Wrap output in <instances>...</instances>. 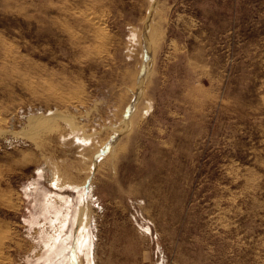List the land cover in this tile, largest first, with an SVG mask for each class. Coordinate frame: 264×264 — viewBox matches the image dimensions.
I'll use <instances>...</instances> for the list:
<instances>
[{
	"label": "rangeland",
	"instance_id": "1",
	"mask_svg": "<svg viewBox=\"0 0 264 264\" xmlns=\"http://www.w3.org/2000/svg\"><path fill=\"white\" fill-rule=\"evenodd\" d=\"M0 119L2 264H264V0H0Z\"/></svg>",
	"mask_w": 264,
	"mask_h": 264
},
{
	"label": "bare ground",
	"instance_id": "2",
	"mask_svg": "<svg viewBox=\"0 0 264 264\" xmlns=\"http://www.w3.org/2000/svg\"><path fill=\"white\" fill-rule=\"evenodd\" d=\"M153 6H154V4H153ZM151 11V10H150ZM150 13V12H149ZM149 22V21H148ZM148 25H149V23H148ZM147 28V27H146ZM148 29V28H147ZM153 32V31H152ZM147 33H148V30H147ZM154 34V33H153ZM153 35L151 34V31H150V33L148 34V38L146 39V42H148V44H150V45H152V48H154V46H155V41L153 40V37H152ZM149 63H150V59H148L147 60V62H146V66L144 67V69H143V73H142V77L139 79V81H141V82H143V80H144V77L146 78V75L148 74V69H149ZM151 64V63H150ZM139 87V86H138ZM139 91H137V93H138ZM135 94V93H134ZM133 104H135V103H133ZM133 108H134V105H133ZM130 115V114H129ZM51 120V122H52V119H50ZM3 121L0 119V125H1V123H2ZM50 122V123H51ZM4 123V122H3ZM46 123V122H45ZM44 123V121H43V119L42 120H39V121H37L36 123H35V125L33 126L35 129H33L34 131L33 132H36V135H38V132L39 131H41L42 130V127H43V125L45 124ZM54 123V122H53ZM74 124V123H73ZM122 124H123V128H125L126 126H128V121L126 120L125 121V119L122 121ZM50 126V125H49ZM1 127V126H0ZM32 127V128H33ZM48 126L46 125V128H47ZM44 128H45V126H44ZM45 128V129H46ZM29 133H31L32 134V132H29ZM23 134H25V133H23ZM30 134V135H31ZM28 135V134H27ZM33 136V135H32ZM33 138V137H32ZM36 138V137H35ZM38 138H39V136H38ZM34 139V138H33ZM37 139V138H36ZM88 139V138H87ZM36 141V140H35ZM36 143H37V141H36ZM108 142H105V145L107 144ZM37 145V144H36ZM39 145V144H38ZM102 152H103V150H102ZM98 155L96 156L95 155V157L93 158V160H92V163H95V162H97V159H98V161L102 158V157H100L103 153H101V150L97 153ZM55 179V178H54ZM80 212V213H79ZM84 213H83V210H81V211H77L76 212V214H75V217H76V237H75V239L73 240V241H75V247L73 248V251L75 252V254H77V256H79V255H81L82 253H85L86 251H87V253H88V236H87V232L86 231H82L81 232V227H82V225H83V227L85 228V226H84ZM68 239V238H67ZM67 239H66V241L64 242V245H63V249H67V244H66V242H67ZM72 251V252H73ZM86 253V254H87ZM2 257V256H1ZM71 258V257H70ZM68 261H69V259H68ZM69 262H71V261H69ZM0 264H2L1 263V260H0ZM63 264H65V263H63Z\"/></svg>",
	"mask_w": 264,
	"mask_h": 264
},
{
	"label": "water",
	"instance_id": "3",
	"mask_svg": "<svg viewBox=\"0 0 264 264\" xmlns=\"http://www.w3.org/2000/svg\"><path fill=\"white\" fill-rule=\"evenodd\" d=\"M143 37H144V47H145V56H146V59L144 60V64L142 65V68H141V70H140V74H139V77H138V80L142 77V73H143V69H144V67L146 66V62H147V60L150 58V48H149V44H148V42H146V39H147V28H143ZM138 84H137V86H141L140 84H142V82L141 81H138L137 82ZM138 96H139V92L137 93H135L134 94V99L132 100V102H131V104L128 106V108L126 109V112H125V117H126V119L128 118V116H129V114H130V112H132L133 111V103H135L136 102V100H137V98H138Z\"/></svg>",
	"mask_w": 264,
	"mask_h": 264
}]
</instances>
